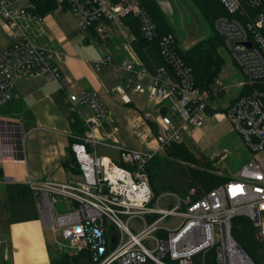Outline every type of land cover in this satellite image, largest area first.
<instances>
[{"label":"built area","instance_id":"obj_1","mask_svg":"<svg viewBox=\"0 0 264 264\" xmlns=\"http://www.w3.org/2000/svg\"><path fill=\"white\" fill-rule=\"evenodd\" d=\"M55 1L57 9L74 15L83 31L94 28L104 38L114 34L133 38L123 20L132 14L141 37L158 41L175 75L173 79L166 67L149 75L135 59L124 57L114 63L111 54L96 63L97 68L109 64L125 70L130 88L147 92L155 102L154 113L132 111L135 135L145 149L120 143L119 126L97 90L69 93L71 111L84 126L83 132L72 133L70 143L79 175L68 181L52 176L31 181L39 205L49 209L53 227L63 239L58 246L67 242L76 252L88 248L96 264H255L233 235V219L245 215L258 229L264 264V11L247 10L259 7L262 0H221L227 14L219 16L214 26L242 78L233 84L213 80L208 88L196 85L193 68L177 53L174 35L160 36L139 0ZM38 2L0 0V43L2 29L10 38L0 48V106L16 96L21 77L44 76L67 85L56 63L57 56L67 54L55 47ZM110 92L131 102L123 84ZM81 107L89 112L83 113ZM207 118H227L253 158L198 199L170 191L155 197L146 169L149 161L173 143L184 142V133L203 126ZM19 129L14 126V133ZM98 144H116L122 164L98 155L94 151ZM15 147L23 152L20 141ZM169 217L176 220L166 223Z\"/></svg>","mask_w":264,"mask_h":264},{"label":"crops","instance_id":"obj_2","mask_svg":"<svg viewBox=\"0 0 264 264\" xmlns=\"http://www.w3.org/2000/svg\"><path fill=\"white\" fill-rule=\"evenodd\" d=\"M58 10L59 14H54V11L46 13V23L55 47L67 54L65 57H56L57 66L67 85L48 81L44 76L21 77L16 82V96L10 104L3 105L2 109L6 112L0 113V264L4 262L5 253L8 264H51L56 252L58 241L55 242L54 237L59 232L53 227L54 218L49 209L39 205L31 181H42L48 176L59 181H68L79 175L80 171L76 173L67 168V162L72 165L70 143L73 139L72 133H76L71 122V91L97 90L108 106L111 120L119 126L117 137L120 143L137 149H145L146 144L136 135L138 145L130 138V135L135 134L134 114L126 112L125 107L156 112L155 105L148 108L135 103V95L146 93L135 92L130 88L126 82L125 70L114 69L109 64L96 67L97 61L108 54L113 55L115 63L128 57L126 41L140 38L132 32L133 38L127 40L118 38L119 34L107 37L110 41H122L123 53L118 56L116 47L111 48L97 41L88 31H85V36L73 39L71 31L66 30L60 20L62 13L69 11ZM176 41L180 45L177 38ZM89 43L96 44V49ZM148 48L150 47L146 50ZM155 61L154 59L153 64L146 65L149 75L157 74L163 67ZM119 83L128 91L130 103L122 102L118 95L110 92V89ZM21 99L25 108L33 113L34 119L24 118L22 112L17 109V101ZM81 110L83 113L89 112L87 107H81ZM9 121L13 123L10 124ZM207 122L208 118L203 126L190 127L187 131L195 129L189 136L195 138V133H203ZM14 126H20L18 133H14ZM109 127L107 123L105 128ZM18 141L23 152L16 150ZM98 146L111 149L109 154L102 156L122 163L116 144H98L94 147L96 153Z\"/></svg>","mask_w":264,"mask_h":264},{"label":"trees","instance_id":"obj_3","mask_svg":"<svg viewBox=\"0 0 264 264\" xmlns=\"http://www.w3.org/2000/svg\"><path fill=\"white\" fill-rule=\"evenodd\" d=\"M113 1L116 2L117 0ZM139 1L150 13L160 36L174 32V27L155 0ZM191 2L201 12L207 24L212 26L214 33L205 40L199 41L186 49L180 47L176 41V50L183 61L193 68L196 85L201 88H208L209 84L219 74L224 61L219 48L225 44V40L216 31L214 23L219 16L227 14V11L221 0H191ZM56 9L57 2L55 0H39L38 2V12L41 14L53 12ZM247 10L251 13L264 11V0H262L259 7L252 8L248 6ZM237 16L243 19L240 14ZM123 20L130 31L143 42H154L158 47L157 40L146 41L141 37L138 19L135 16L130 14ZM88 32L97 41L105 43L111 48L116 47L115 52L118 56L123 53L124 46L121 40L110 41L111 39L103 38L94 28H91ZM2 107L0 106V113L6 112ZM17 109L22 112L24 118L34 119L33 113L25 108L22 99L17 101ZM71 122L77 133L83 132V123L76 113H73ZM70 159L72 165L70 166V163L67 162L68 170L78 173L80 170L73 154ZM219 161L220 157L210 158L203 151H200L199 155L196 156L185 142L173 143L164 153L156 154L146 167L154 196L170 191L181 197L188 195H192L194 199L202 197L232 177L227 167L223 170L219 169L220 167L217 166ZM220 170H222V173H219ZM237 218L238 216L233 219L234 237L255 264H262L263 248L257 227L248 217L239 220V222H237ZM69 252L70 249L57 251L56 257L54 254L51 260V264H96L93 261L92 252L88 248L77 252Z\"/></svg>","mask_w":264,"mask_h":264},{"label":"rangeland","instance_id":"obj_4","mask_svg":"<svg viewBox=\"0 0 264 264\" xmlns=\"http://www.w3.org/2000/svg\"><path fill=\"white\" fill-rule=\"evenodd\" d=\"M155 1L168 17V21L170 22V24L174 27V32L172 34L174 35L175 39L177 38L178 42H180V47L184 49H186V47H191L199 41L205 40L214 33L212 26L210 24H207L201 12L194 7L191 0ZM177 2H179V4ZM59 13L60 12L58 9L57 11H54V14ZM60 20L63 27L66 30L71 31L73 39L85 36V31H83L78 26L77 21L71 12L62 13ZM1 33L3 42L0 43V48H2L4 46L3 44L9 42L10 40L5 29H2ZM117 37L121 38L120 35H117ZM89 44L96 49V44ZM125 44V49L128 57L135 59L140 66L146 69V71H148L146 65L153 64L155 59L159 62V64L163 65V67H166L170 76L175 79L174 73L166 65L165 60L163 59L159 51V48L154 42H150L147 44L141 39L133 38L126 41ZM147 47L150 48L146 50ZM219 50L222 57L224 58V61L219 74L214 78V80L216 81L221 79L227 84H233L237 80L242 78V74L240 73L236 64L233 62V59L228 53L225 44L222 45ZM155 56L157 58H155ZM101 59L102 58H100L99 60ZM159 64L157 63V65ZM147 81L148 80L144 81L145 85ZM231 92H234V89H232ZM145 93L146 94L135 95V103L137 105H140L141 107L152 108L155 105V102L149 99L147 92ZM133 109L135 108L125 107L124 110L126 112L129 111L131 115ZM194 129L195 128H191V130L184 133L185 144L191 149L194 154H196V156L199 155L200 151H203L206 155L208 154L210 158H214L217 156L220 157V161L217 163V166L222 170L227 167L232 176L237 174V172L241 169L242 165L246 161L253 158V155L245 146L241 136L233 130L232 124L227 118L221 120L208 118L207 128L205 129V131L201 134L195 133V138H191L189 134L191 133V131H194ZM130 138L136 145L139 144L138 138L135 136V134L130 135ZM110 151L111 149L106 146L97 147V154L99 155L109 154ZM222 170H220L219 173H222ZM57 207L60 209V211H63L62 205L60 203L57 204ZM246 217L247 216L245 215H238V218L236 220L237 222H239V220L241 219H247ZM175 220L176 217H169L166 220V223L173 222ZM57 234L58 235L54 237V241H63L61 235L59 233ZM61 245V247H59L58 244L56 245V252L70 249L69 253H71V251L73 250L67 242H63V244ZM8 262L9 260H7V254L5 253L3 264H8Z\"/></svg>","mask_w":264,"mask_h":264},{"label":"water","instance_id":"obj_5","mask_svg":"<svg viewBox=\"0 0 264 264\" xmlns=\"http://www.w3.org/2000/svg\"><path fill=\"white\" fill-rule=\"evenodd\" d=\"M9 123H11V124H12L13 122H12V121H9ZM113 240H115V237H114V236H113Z\"/></svg>","mask_w":264,"mask_h":264}]
</instances>
